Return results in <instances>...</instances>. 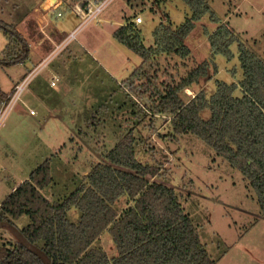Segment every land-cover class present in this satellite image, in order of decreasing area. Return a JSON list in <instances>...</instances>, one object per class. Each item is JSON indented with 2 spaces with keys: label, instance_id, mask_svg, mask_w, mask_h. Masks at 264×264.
<instances>
[{
  "label": "rangeland",
  "instance_id": "rangeland-1",
  "mask_svg": "<svg viewBox=\"0 0 264 264\" xmlns=\"http://www.w3.org/2000/svg\"><path fill=\"white\" fill-rule=\"evenodd\" d=\"M44 2L0 0V20L10 25L20 21V29L29 28L28 35L33 41L34 35L39 33L34 34L35 24L31 22L30 12ZM208 2L210 12L196 22L185 40L190 56L185 60L164 57L150 69V73L157 69L155 84L159 87L161 82H169L170 75L177 78L180 73L207 62L208 74L197 85L183 91L184 101L203 89L212 94L217 81L238 85L242 79L237 42L230 46V58L211 53L208 35L218 26H229L246 47L264 58V0ZM56 8L59 7L54 10ZM52 12L49 15H53ZM166 15L174 26H179L191 17V10L183 0H113L99 21L82 28L75 39L55 54L50 53L45 65L43 61L29 72L22 64L0 66L2 91H6L10 76L17 71L27 72L24 77L30 74L20 99L0 126V204L16 181L21 177L28 179L33 169L47 159L53 182L41 193L50 201H62L86 184L92 165L99 162L119 138L132 131L136 159L160 169L159 181L177 192L214 264H264V213L248 180L195 134L174 133L170 116L151 111L144 105L143 95L131 94L126 88L125 80L142 59L111 36L110 31L140 16L142 23L137 26L141 39L144 46L150 47L153 31L166 20ZM66 21L80 23V19L68 11L53 19V33L65 34L58 44L72 32V29L62 28V22ZM7 45L8 39L0 29V57ZM36 53L30 47L32 60ZM52 82L61 91H57ZM236 93L239 94V90ZM38 100L46 102L63 119L64 124L59 125L61 129L57 134L51 132L55 124L50 122L43 129L36 123L38 116L34 113L41 110ZM23 101H28L29 106ZM17 106H24L25 116L16 115ZM200 115L208 119L210 110L206 108ZM58 142L59 148L54 150L52 146ZM125 204L126 198L121 197L115 205L117 211ZM67 216L76 222L80 212L71 208ZM14 223L17 229H22L29 223V217L22 215ZM3 227L0 223V243L17 239V232ZM95 245L110 257L117 254L108 230Z\"/></svg>",
  "mask_w": 264,
  "mask_h": 264
},
{
  "label": "trees",
  "instance_id": "trees-1",
  "mask_svg": "<svg viewBox=\"0 0 264 264\" xmlns=\"http://www.w3.org/2000/svg\"><path fill=\"white\" fill-rule=\"evenodd\" d=\"M75 1L62 0L61 6L70 10ZM183 1L191 17L174 26L166 15L154 29L150 47L144 46L135 18L114 31V38L142 59L125 80L126 88L131 94L143 95V103L151 111L170 116L174 133L195 134L240 170L264 213V58L222 24L208 35L211 53L230 58L231 44L238 43L243 71L238 85L217 81L212 94L203 89L184 101L183 91L208 74L207 62L177 78L170 75L169 82H161L159 87L155 84L157 69L150 73L159 59L174 56L185 60L191 54L185 40L196 22L210 12V5L209 0ZM0 29L8 39L0 66L24 63L30 46L16 24L0 20ZM6 98L0 87V105ZM206 108L210 116L203 119L200 113ZM134 142L132 131L119 138L92 165L87 183L59 202L41 193L53 182L49 160L33 169L0 204L3 228L18 233L14 241L0 243V264H214L177 192L159 181L158 167L136 159ZM121 197L126 204L117 211L115 205ZM71 208L80 212L76 222L68 219ZM22 215L29 217V223L17 229L14 220ZM105 230L113 238L115 256L95 245Z\"/></svg>",
  "mask_w": 264,
  "mask_h": 264
},
{
  "label": "crops",
  "instance_id": "crops-1",
  "mask_svg": "<svg viewBox=\"0 0 264 264\" xmlns=\"http://www.w3.org/2000/svg\"><path fill=\"white\" fill-rule=\"evenodd\" d=\"M43 1H45L44 4H41L40 6L34 8L32 12H30V14H31V18L30 19H32L31 22H32V24H35V28H33L34 29V34L39 33V35H36V36L34 35V40L33 41L31 40V37H29V35H28L29 32H30L29 28L26 27L23 30L20 29V26H21V22L20 21L16 24L17 31L19 33H21V35L27 40L28 43L29 42L31 43L30 47L33 48L34 51L37 52L35 54V57H34L35 60L33 58L34 61L32 60V57L31 58L28 57V59L24 63H22V66H24L26 68L25 70L27 72L32 71L31 69H35L37 67V65L39 66L45 60V58L53 51L55 45L60 43V41H62L63 38L65 37V34L62 35V34H59V33H57V34L53 33V31L55 29V25L53 24V19L55 20V19L60 18V17H57V15H56L57 12L56 11H58V12L62 11V16H63L64 15V11L70 12V10L64 9L65 7H62L61 3H57L56 4V1L49 8V4H46L48 2V0H43ZM55 4H56V7H59V8H56L54 10V7H55L54 5ZM46 8L48 10H45ZM51 11H53L52 12L53 15L52 14L49 15V13ZM61 25H62L63 29H66L68 31L71 30V29H72L71 31H73V29H75V27L77 26V25H75V22H72L70 24L69 21L62 22ZM115 30H111L110 33H114ZM111 36H113V34ZM26 73L21 72V71H19V72L17 71L15 73V75L10 76V80H9L10 82H9L8 87L6 88V91H2V93L5 95V97H7L11 93L13 87L17 83H19V81H21L23 79V77H24V75H26ZM55 76L56 75H53V79L56 78ZM54 86L57 88V91H61V89L57 85H54ZM26 92L28 93V91H26ZM30 92H32V91H30ZM25 95H26V93H25ZM25 95L23 96L24 99L26 98ZM36 97L38 98V96H36ZM25 102L29 106L28 101H23L24 104H25ZM37 102H38V105L41 106V110L42 111L40 110L39 113H34V110H31L34 113V116H36V115L38 116V120H36V123L43 129H45L50 122L55 124L56 125L55 126V130H53L51 132L54 135L57 134L58 131L61 129V128L59 129V125L63 126V124H64L63 119L61 118V116L59 114L56 113V111L50 109V107H48L46 105V102L42 101V103H41L40 100H38ZM42 105H43V107H42ZM23 107L17 106L16 115H18L19 117L25 116V114H24L25 111L23 110ZM52 133H50V135ZM52 148L54 150H57L59 148V142H58V144H54L52 146ZM24 180H26V178L25 177H21L20 180L16 181L14 186L12 187L11 192L20 183H22Z\"/></svg>",
  "mask_w": 264,
  "mask_h": 264
},
{
  "label": "built area",
  "instance_id": "built-area-1",
  "mask_svg": "<svg viewBox=\"0 0 264 264\" xmlns=\"http://www.w3.org/2000/svg\"><path fill=\"white\" fill-rule=\"evenodd\" d=\"M113 0H76L71 8L70 12H72L75 16L80 19L79 25L75 27V29L65 38V40L58 45H55V48L51 52V54H55L63 47H65L71 40L75 39L78 32L84 28L85 26L93 23V21H99V17L105 8L112 2ZM62 0H56L57 3H61ZM56 4L54 5L56 7ZM51 7V6H50ZM49 7V8H50ZM54 7V8H55ZM45 10H48L47 8ZM57 17L62 16V12H57ZM136 24H141L142 19L140 16L135 18ZM46 60H44L42 65H45ZM29 75L25 76L19 83H17L11 93L7 96V98L0 105V126L7 119L8 115L12 111L13 107L16 105L18 100L20 99L23 91L25 90L28 82ZM52 85H55V82H52Z\"/></svg>",
  "mask_w": 264,
  "mask_h": 264
},
{
  "label": "bare ground",
  "instance_id": "bare-ground-1",
  "mask_svg": "<svg viewBox=\"0 0 264 264\" xmlns=\"http://www.w3.org/2000/svg\"><path fill=\"white\" fill-rule=\"evenodd\" d=\"M56 0H48V2L46 4H49V6L53 5L55 3Z\"/></svg>",
  "mask_w": 264,
  "mask_h": 264
}]
</instances>
